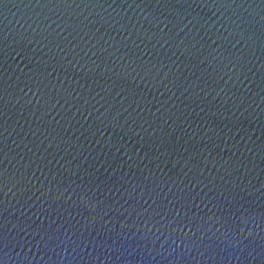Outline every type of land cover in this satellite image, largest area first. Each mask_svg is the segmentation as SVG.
Listing matches in <instances>:
<instances>
[{
  "label": "water",
  "instance_id": "obj_1",
  "mask_svg": "<svg viewBox=\"0 0 264 264\" xmlns=\"http://www.w3.org/2000/svg\"><path fill=\"white\" fill-rule=\"evenodd\" d=\"M0 264H264V0H0Z\"/></svg>",
  "mask_w": 264,
  "mask_h": 264
}]
</instances>
